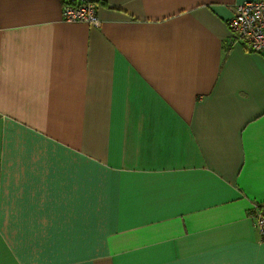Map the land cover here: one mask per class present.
<instances>
[{
  "label": "crops",
  "instance_id": "1",
  "mask_svg": "<svg viewBox=\"0 0 264 264\" xmlns=\"http://www.w3.org/2000/svg\"><path fill=\"white\" fill-rule=\"evenodd\" d=\"M251 0H0V264H264Z\"/></svg>",
  "mask_w": 264,
  "mask_h": 264
},
{
  "label": "built area",
  "instance_id": "2",
  "mask_svg": "<svg viewBox=\"0 0 264 264\" xmlns=\"http://www.w3.org/2000/svg\"><path fill=\"white\" fill-rule=\"evenodd\" d=\"M62 20L86 23L99 27L100 20L95 0H63ZM233 16L228 21L232 42L240 43L247 50L264 53V0L243 1L234 5ZM251 217L261 240H264V202L253 201Z\"/></svg>",
  "mask_w": 264,
  "mask_h": 264
}]
</instances>
